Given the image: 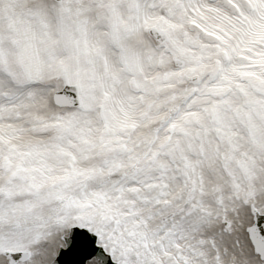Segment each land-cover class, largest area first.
<instances>
[{"label":"snow or ice","instance_id":"1","mask_svg":"<svg viewBox=\"0 0 264 264\" xmlns=\"http://www.w3.org/2000/svg\"><path fill=\"white\" fill-rule=\"evenodd\" d=\"M0 264H264V0H0Z\"/></svg>","mask_w":264,"mask_h":264}]
</instances>
